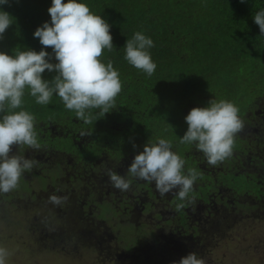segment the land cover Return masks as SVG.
<instances>
[{
    "label": "trees",
    "instance_id": "16d2710c",
    "mask_svg": "<svg viewBox=\"0 0 264 264\" xmlns=\"http://www.w3.org/2000/svg\"><path fill=\"white\" fill-rule=\"evenodd\" d=\"M80 2L85 3L94 14L101 15L111 26L114 49L111 52L105 49L100 60L105 64L111 60L113 67L119 72L122 90L116 97V107L104 117L98 109L92 110V123L89 124L67 110L55 93L50 103L41 105L36 103L35 97L26 89L21 109L15 111L25 110L34 116L40 148L34 150L25 147L19 149L18 155L33 159L36 164H51L55 158L54 152L61 151L80 158V161H76L90 167L92 171L93 165H99L97 161L103 157V153H107L115 156L116 168L119 163V167L122 166L116 171L125 172L127 169L123 160L129 164L131 154L142 151L146 142H156L157 138L170 140L172 151L185 161V174L188 169H195L197 172V179L186 200H179L176 193L168 199L173 214L165 213L168 219L164 222L172 225V228H178L171 230L168 241L156 239L138 246V242L155 237L157 233L135 229L134 237L144 233L145 238L130 240L121 253L116 255L112 250L110 255L119 264H172L187 253L195 251L208 264L203 252L204 238L212 230L226 229L225 224L232 221V216L221 210L227 204L217 200L220 197L219 190L233 189L243 195L240 197L242 200L264 196V170L262 176L259 170H246L238 175L235 173L239 172L235 167L240 165L247 153L252 159L258 158L257 153L264 158V129H258L256 133L247 132L250 143L248 137L235 135L232 154L223 161L222 169L206 170L201 166L203 161H196L186 155H191L188 151L194 145L180 143V138L187 129L184 117L192 107L207 106L212 98L232 102L238 107V114H241L262 93L264 36H260L253 16L264 9V0H245L243 3L240 0ZM50 5L51 0H9L8 4L0 5V10L15 18V22L0 40V51L14 55V48L41 50L43 46L33 36V32L43 22H50L47 11ZM137 31L153 41L154 46L148 51L157 67L151 76L136 69L124 58V44ZM45 51L52 52L51 48H46ZM53 75L54 72L49 73L47 70L42 74L45 79H51ZM242 99L246 100L237 103ZM4 114L0 113V118ZM82 132L89 134L82 135ZM252 136L257 141L252 140ZM31 171L36 172L35 166ZM82 172L76 168L72 178L80 177L84 181ZM26 173L30 171L23 175ZM228 175L231 180L227 179ZM210 194L215 196L211 197ZM110 199L112 200L109 201ZM110 199H104L101 203L103 211L100 220L113 219L117 212L123 217V210L115 207V201L119 206V200ZM151 199L157 201L153 197ZM178 204L183 207L178 208ZM198 204L218 206L212 211V221L215 223H207V230L197 224L189 226L197 214L194 209ZM149 205L146 200L139 212L142 214ZM239 205L244 204L240 202ZM251 207L256 208L254 205ZM217 211H220L216 217L220 218L218 221L214 219ZM263 213L264 207L254 215L261 219ZM171 217L175 224L171 223ZM100 220L94 221L91 231L94 236L99 235L100 230L96 226L101 223ZM121 225L126 236L134 233L132 220ZM137 230L139 234L136 233ZM203 231L205 232L202 233ZM109 237L110 235L106 239L105 257L112 246L111 243L108 244V240H114ZM189 243H192L190 247Z\"/></svg>",
    "mask_w": 264,
    "mask_h": 264
},
{
    "label": "clouds",
    "instance_id": "9594fccd",
    "mask_svg": "<svg viewBox=\"0 0 264 264\" xmlns=\"http://www.w3.org/2000/svg\"><path fill=\"white\" fill-rule=\"evenodd\" d=\"M8 3L9 0H0V5ZM47 11L50 22H43L33 32L43 46L41 50L14 48V55L0 51V113H5L0 118V193L16 189L24 172L31 171L36 164L33 159L13 154L14 148H40L34 116L25 110L15 111L21 109L26 89L41 105L50 103L55 93L67 110L89 124L92 123V110L98 109L104 117L116 107V97L122 90L119 72L111 60L107 64L100 60L105 49L109 52L114 49L110 24L80 0H51ZM253 19L260 36H264V9L256 12ZM14 22L13 16L0 10V40ZM153 46L149 37L137 31L124 44V58L151 76L157 67L148 51ZM46 48H51L52 52L45 51ZM45 70L55 75L45 79L42 76ZM238 113L237 106L223 99L212 98L207 106L192 107L184 117L187 129L180 143L195 145L209 165L223 162L231 156L234 137L244 126ZM184 164L185 161L172 151L170 140L157 138L156 142H146L142 151L134 155L127 167L129 179L111 170L108 178L112 186L121 191L130 188L131 178L154 183L161 196L178 190L176 195L183 201L197 179L195 169H188L185 174ZM49 200L61 205L67 197L52 195ZM10 255L6 247L0 246V264H8ZM172 264L206 262L191 251Z\"/></svg>",
    "mask_w": 264,
    "mask_h": 264
},
{
    "label": "rangeland",
    "instance_id": "374dc122",
    "mask_svg": "<svg viewBox=\"0 0 264 264\" xmlns=\"http://www.w3.org/2000/svg\"><path fill=\"white\" fill-rule=\"evenodd\" d=\"M243 100L246 99L239 100L237 103ZM76 159V157L72 158L75 163H67L76 166L77 170H82V173H84L82 174L83 179L90 180L95 179V175L98 174L97 170L101 171L102 167L108 162L100 159L102 165H96L93 173L90 167L81 165ZM109 162L107 169L110 170L113 168L114 163ZM52 163L36 164L35 171L38 173L46 172ZM65 166L68 167L67 164ZM118 168L121 169L122 166ZM125 173L127 172L125 171ZM26 178L29 182L28 186L25 181L20 180L16 189L4 193L7 199L0 200V246L6 247L11 253L8 264H119L114 261V256L110 255L112 250L117 255L130 243V240L136 241L145 238L144 233L134 237L135 229L152 230L157 233L155 237H149L145 241L138 242V246L156 239L164 242L168 241L171 230L178 228L175 226L172 228V225L164 222L168 217L163 213L164 205L161 201L156 202L153 207L147 206L142 214L139 211L132 214L130 220L133 221L134 233L129 237L122 230L121 222H124V220L118 212L116 213L117 217L113 219L102 218L100 220L103 208L98 207L93 210L94 213L87 220L84 228L81 224L77 228L75 226L70 228V226L64 224L55 225L53 230L57 234V240L44 243L46 237L43 233L50 230V221H48L50 217H47V210L37 208L39 203L37 197L39 193H43L40 190L46 186V182L40 184L38 178L31 175L26 176ZM78 179L82 180L80 177H74L67 181L65 185L60 183L61 179L55 183L64 190L67 187H72L70 192H80L78 194L82 197H89L88 191H82ZM47 183L50 184L49 181ZM42 200H45L44 196L41 198ZM151 200L155 202V200ZM5 203L6 211L4 208ZM115 205L118 210L119 206L116 201ZM202 208L204 210L201 211V214H195L192 222L197 220L195 224L207 230V223H215L212 221V211H215L218 206L210 204L204 205ZM205 208H209V210L207 211ZM219 214L220 211H217L214 216L217 221L220 219L216 218ZM231 216L232 221L224 226L226 229L212 230L204 238L203 252L208 264H264V213L262 218L259 219L252 214L248 206L236 205L235 212ZM119 219H121L120 222ZM97 220L101 222L96 226L97 230L100 231L98 236H94L91 231L95 225L94 221ZM171 223L175 224L173 217H171ZM195 224L189 226L193 227ZM67 228H69L71 235L64 234V230ZM74 228L76 231L72 235ZM84 233L91 235L86 236ZM136 233L139 234V230ZM108 235H110V239L114 238V240H108V244L111 243L112 246L109 248L111 250L108 251V256L105 257ZM66 238H71L72 242L70 244L66 243L64 241ZM83 238L87 240L86 245H83ZM188 245L190 247L192 243Z\"/></svg>",
    "mask_w": 264,
    "mask_h": 264
},
{
    "label": "flooded vegetation",
    "instance_id": "af4514ba",
    "mask_svg": "<svg viewBox=\"0 0 264 264\" xmlns=\"http://www.w3.org/2000/svg\"><path fill=\"white\" fill-rule=\"evenodd\" d=\"M254 103L250 105L243 113L238 114L240 119L243 121V129L237 133L236 135L240 136L241 138L243 137H248L247 132H252L256 133L258 132V129H264V90L260 95H257L253 101ZM260 115V117L258 116ZM262 124V126H260ZM252 135V134H251ZM248 142L250 143L251 140L248 137L247 138ZM252 140L257 141L256 139L253 138ZM191 155L186 154L188 157H191L193 159H196V161H203V166L206 170L212 169V168H217V169H222V165L224 162H221L215 166L209 165L206 161V158L204 154L201 151H198L194 146L191 147V149L188 151ZM19 153L18 148L13 149V154ZM55 158H53V163L49 167L48 171L46 172H34L30 171V173H26V176H35L38 178L39 183L42 184V182H46V186L42 188L40 191L43 193H39L37 200H39L37 208H42L43 210H47V217H50L48 221H50V230L45 231L43 234L46 237V240L44 243H47L48 241L52 240H57V234L54 233L53 227L55 225H66L70 226V228L74 227L77 228L79 224H81L82 228H84L85 223L87 220L93 215L94 209H97L98 207H101V203L104 199H110V198H117L119 200V210H123V220L126 223H130V218L135 211H141L142 208L144 207V202L147 200V204L153 207L156 202L161 201L164 205V207H167L168 209H165L163 213L167 214H173L171 210V205L168 203V199L171 198V195L176 193L174 191L173 193H169L167 195L161 196L160 193L156 190L155 184L154 183H149L147 181L143 180H138L135 178H131V186L127 191H121L119 189L113 188L111 185V182L109 181L108 178V172L115 171L118 174H121L124 176L126 179H129L128 173L122 172V171H116L115 166H113L112 169H107L108 164H110L109 161L114 163L115 165V158H113L110 154L103 153V157L100 159H104L105 161H108L101 169V171L97 170L98 174L95 175V179H84V181L79 180V186L82 188V191H88L89 192V197L85 198L82 197L80 192L78 193H72L70 190L72 187H67L66 190L62 189L57 185L55 182L61 179L60 183L62 185H65L67 181H69L75 170L76 166H73L71 164H68L67 162H72L75 163L72 158L74 159L76 156L70 153H64L61 151H55ZM135 154H131L129 160V164L131 163L132 159L134 158ZM258 155V156H257ZM258 158L252 159L250 157V154L247 153L246 157L240 161V165H237L235 168H238L239 172H235L237 175L239 173H244L246 170L247 171H256L259 170L262 176V172L264 170V158L260 156L257 153ZM24 156V155H23ZM77 161H80L78 157H76ZM102 160H98L97 163L101 164ZM126 160H123V163L126 164V169L128 167V162H125ZM77 163V162H76ZM67 164L68 167L65 166ZM120 164V163H119ZM118 164V167H119ZM263 164V166H260ZM94 169H92L93 173L96 169V165H93ZM109 170V171H108ZM127 172V170H126ZM81 173V172H80ZM127 174V175H126ZM23 175V178L21 181H25L28 186V180L26 176ZM63 175V176H61ZM228 180H231V177L228 175L227 177ZM234 179H232L233 181ZM50 182L48 184L47 182ZM59 183V184H60ZM220 197L217 199L220 203L223 201L227 205L223 206L221 209L224 214H230V216L235 212V206L239 205L240 202L243 203L244 205L248 206L252 214L256 211H258L260 208L264 207V196L258 197L254 196V198H249L243 199L240 198L243 195L240 193H237L231 189L230 191H223V189L219 190ZM52 195H56L58 197H67V200L62 203L61 205H56L50 202L49 197ZM215 196V194H213ZM212 194L209 196L213 197ZM45 197V200L41 201L42 197ZM147 196V197H146ZM238 196V197H236ZM36 197V196H35ZM151 197L155 198L157 201L153 202L151 200ZM7 199V196H5L4 193H0V200ZM110 201V200H109ZM44 203V205H43ZM254 205L256 208H252L251 206ZM6 206V203L4 205V208ZM204 205L203 204H198L194 210L197 213L201 214V211L204 209L202 208ZM116 209L117 206L115 205ZM190 208V207H189ZM205 210H209V208H205ZM6 211V208H5ZM172 212V213H171ZM117 217V216H116ZM121 219H119V222ZM190 222V221H189ZM197 221L190 222V224H195ZM94 223V222H93ZM123 223V222H121ZM52 228V229H51ZM75 228L72 232V235L75 233ZM65 235H71L69 232V228L64 230ZM114 235V233H112ZM84 235H91V234H85ZM66 243L70 244L72 242L71 238H66L64 240ZM83 245L87 244V240L83 238L82 240ZM107 242V241H106ZM164 242V241H163Z\"/></svg>",
    "mask_w": 264,
    "mask_h": 264
}]
</instances>
